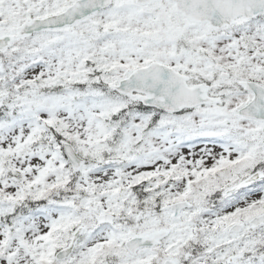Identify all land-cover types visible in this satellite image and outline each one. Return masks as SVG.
Listing matches in <instances>:
<instances>
[{
    "label": "snow or ice",
    "instance_id": "snow-or-ice-1",
    "mask_svg": "<svg viewBox=\"0 0 264 264\" xmlns=\"http://www.w3.org/2000/svg\"><path fill=\"white\" fill-rule=\"evenodd\" d=\"M0 264H264V0H0Z\"/></svg>",
    "mask_w": 264,
    "mask_h": 264
}]
</instances>
